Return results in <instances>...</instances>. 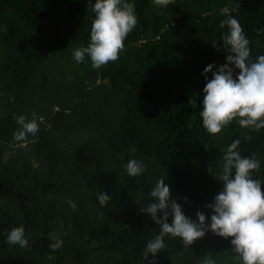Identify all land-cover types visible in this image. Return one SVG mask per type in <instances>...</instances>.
<instances>
[{
	"label": "trees",
	"instance_id": "16d2710c",
	"mask_svg": "<svg viewBox=\"0 0 264 264\" xmlns=\"http://www.w3.org/2000/svg\"><path fill=\"white\" fill-rule=\"evenodd\" d=\"M127 2L138 22L125 50L93 69L73 53L90 43L95 0H0V264H242L231 239L211 231L192 246L166 235V248L146 259L160 227L141 209L163 178L187 217L202 212L210 224L206 205L223 189V155L237 139L242 156L260 161L252 178L264 184V129L234 120L210 135L199 115L204 69L226 63L221 21L240 22L255 61L264 55V0H172L165 10ZM33 113L39 132L15 141V117ZM130 159L146 172L128 176ZM99 193L112 197L108 205ZM20 226L27 248L6 243ZM49 234L63 241L55 252Z\"/></svg>",
	"mask_w": 264,
	"mask_h": 264
},
{
	"label": "clouds",
	"instance_id": "9594fccd",
	"mask_svg": "<svg viewBox=\"0 0 264 264\" xmlns=\"http://www.w3.org/2000/svg\"><path fill=\"white\" fill-rule=\"evenodd\" d=\"M171 2L154 0L164 10ZM91 10L95 18L90 43L87 47L77 48L73 55L78 63H83L86 56L90 57L93 69H100L109 62L119 60L125 50L124 42L138 21L135 5L127 0H95ZM225 26L228 32L222 42L227 51L226 63L217 71H213L215 65L212 64L204 69L206 83L202 111L199 113L202 126L210 135L221 133L234 120H238L242 128L264 129V55L252 60L251 42L236 18L221 21L220 27ZM260 32H264V29L258 30L257 34ZM212 46L216 48L217 44ZM209 72L212 73L210 80L206 75ZM39 119L42 122L43 118ZM15 120L20 126L14 133L15 141L27 143L29 135L35 137L39 132L36 113L32 114L31 120L24 115L15 117ZM240 143L239 139L232 142L223 155L220 175L223 189L212 203L206 205L213 213L210 224H206L207 218L202 212L196 213V221L187 217L181 205L172 199L165 179H160L150 190L152 202L141 211L159 225L160 233L147 243L144 252L146 259L149 254L155 257L166 248V235L178 237L185 245L192 246L211 231L216 236L231 239L233 251L242 264H264V184L260 179L252 178V173L260 169V161L255 154L242 156L238 150ZM124 167L130 177H138L146 172L145 166L136 159H130ZM97 199L100 205L106 206L112 197L99 193ZM68 203L73 210L76 209L74 202ZM170 216L171 223L168 222ZM49 239L54 241L49 245L53 252L62 247L63 241L55 234H49ZM6 243L27 248L25 228H12L7 233ZM48 258L53 257L49 255ZM204 264H215V261L206 259Z\"/></svg>",
	"mask_w": 264,
	"mask_h": 264
}]
</instances>
